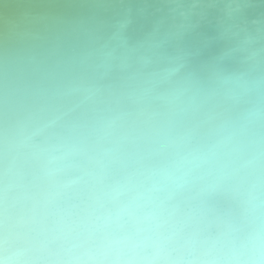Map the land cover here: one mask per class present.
I'll return each mask as SVG.
<instances>
[{"label":"clouds","instance_id":"1","mask_svg":"<svg viewBox=\"0 0 264 264\" xmlns=\"http://www.w3.org/2000/svg\"><path fill=\"white\" fill-rule=\"evenodd\" d=\"M237 51V88L177 44L118 83L69 57L6 97L0 264H264V35Z\"/></svg>","mask_w":264,"mask_h":264},{"label":"water","instance_id":"2","mask_svg":"<svg viewBox=\"0 0 264 264\" xmlns=\"http://www.w3.org/2000/svg\"><path fill=\"white\" fill-rule=\"evenodd\" d=\"M260 35L264 0H0V92L22 93L69 57L94 62L102 82L118 83L177 44L201 83L237 88L218 78L236 70L237 46L254 51Z\"/></svg>","mask_w":264,"mask_h":264},{"label":"bare ground","instance_id":"3","mask_svg":"<svg viewBox=\"0 0 264 264\" xmlns=\"http://www.w3.org/2000/svg\"><path fill=\"white\" fill-rule=\"evenodd\" d=\"M17 90H13V92H0V108L5 109V104H6V97L9 103V106L19 97L17 95L21 93H17ZM4 120H5V115L1 116L0 115V135L3 134V129H4Z\"/></svg>","mask_w":264,"mask_h":264}]
</instances>
